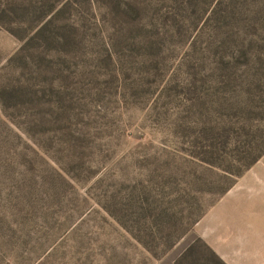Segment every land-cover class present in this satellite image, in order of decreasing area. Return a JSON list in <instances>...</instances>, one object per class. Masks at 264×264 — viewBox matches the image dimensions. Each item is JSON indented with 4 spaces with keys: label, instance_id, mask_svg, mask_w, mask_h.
I'll return each instance as SVG.
<instances>
[{
    "label": "rangeland",
    "instance_id": "1",
    "mask_svg": "<svg viewBox=\"0 0 264 264\" xmlns=\"http://www.w3.org/2000/svg\"><path fill=\"white\" fill-rule=\"evenodd\" d=\"M0 264H264V0H0Z\"/></svg>",
    "mask_w": 264,
    "mask_h": 264
}]
</instances>
